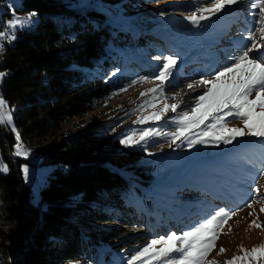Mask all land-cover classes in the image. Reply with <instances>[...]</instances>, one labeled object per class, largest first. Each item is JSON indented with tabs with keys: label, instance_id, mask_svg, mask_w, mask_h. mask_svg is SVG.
<instances>
[{
	"label": "trees",
	"instance_id": "1",
	"mask_svg": "<svg viewBox=\"0 0 264 264\" xmlns=\"http://www.w3.org/2000/svg\"><path fill=\"white\" fill-rule=\"evenodd\" d=\"M96 1L111 6L121 0ZM76 3L19 0L17 11L34 12L37 20L17 30L0 51V72L6 73L0 97L14 107L13 125H0V162L8 169L0 170V264H61L76 258L77 245L84 241L76 224L108 221L97 215L96 205L119 198L126 205L130 199L124 195L130 191L142 199L160 171L113 134L87 129L53 139L66 119L84 117L94 99L107 95L111 76L125 61L121 47L132 36L115 35L102 13L71 6ZM12 126L23 146L37 151L39 162L14 155ZM23 165L51 167L36 197Z\"/></svg>",
	"mask_w": 264,
	"mask_h": 264
},
{
	"label": "rangeland",
	"instance_id": "2",
	"mask_svg": "<svg viewBox=\"0 0 264 264\" xmlns=\"http://www.w3.org/2000/svg\"><path fill=\"white\" fill-rule=\"evenodd\" d=\"M214 2L215 0H206L204 3L201 0H121L120 3L109 6L96 0H77L75 5H71L80 7L81 10L93 7L95 11L104 15L106 24L116 28L113 30L115 35L120 31L122 35L131 33L132 36L121 47L126 56L125 61L121 63V69L111 76L114 79L107 95L101 99H94L92 109L84 117L66 119L53 134V139L75 135L87 129L94 130L100 136L113 134L120 140L147 127H154L163 132L175 131V124L171 119L175 114L172 112L166 113L160 121H148L146 124L134 122L138 117L158 111L163 103H176L179 99H183L184 103L178 112H191L195 96L206 90L205 87L198 85L197 81L211 79V75L200 77V74L209 67L204 65L199 70L192 64L193 60L184 58L186 51L203 36L201 32L204 28L201 26H204L202 23L205 21L195 26L186 17L196 9L208 7ZM253 2L259 4L264 3V0ZM18 5L19 0H6L0 3V14L2 12L11 14L4 16V19L0 15V21L3 19L4 24L0 31H7L6 22L14 18L12 6H15L16 17L24 18L29 15L18 12ZM250 5H246L247 10L239 12H248ZM235 7L236 5H226L221 13L233 11ZM180 10L192 11H189L188 15L187 13L183 15L179 13ZM221 13L215 16L222 15ZM36 20L35 15L34 23L16 29L15 32L29 29ZM213 20L225 22L223 19ZM213 20L209 29L214 28ZM7 41L9 40L0 39V47ZM237 54L239 53L235 55ZM168 55L176 56V66L180 64L185 68L182 69L186 71L184 73H191L192 76L185 78L184 84L175 86L173 83L170 84L173 79L170 77L164 86L165 99L160 100L158 97L155 108L139 109L138 106L145 99H149L141 97L140 93L159 83L155 76L162 67L163 57ZM157 57L160 59H156ZM194 63L196 66L201 65L199 62ZM140 76H145L146 79L132 84V81L138 80ZM189 84H193L194 91L189 90L187 87ZM250 98L254 99L255 93ZM228 126L243 127V122L240 119L229 118ZM169 142L170 137L154 136L141 145H124L127 149H137L142 160L155 162L160 171L154 175L153 184L144 191L142 199L141 197L132 199L131 197L136 195L130 191L124 195V198L130 199L126 205L121 202V198L112 204L96 205L97 215L106 216L108 221L90 219L86 221L88 226L84 223L76 224L84 236V241L77 245L76 258L61 264H127V260L135 251L147 245L150 240L171 232L181 235L202 219L210 218L222 207L234 211L235 215L228 219L220 230L215 247L207 257L208 260L223 264L230 255L240 249L241 245L252 249L264 243V230L249 227L254 219L264 225V212L260 211L261 203L254 202V199L259 200L260 196L253 191L259 186L260 193L264 195V175H260L261 171H264V138L243 137L237 138L230 145L197 144L192 148H189L186 142L179 141L169 147ZM29 152L28 157L31 160L40 161L36 150ZM149 152L153 155H148ZM26 166L29 174L25 180L32 186L36 197L51 167ZM215 203L221 206H215ZM248 203H252V208L247 207ZM250 212L253 213L251 216ZM223 247L225 251L218 255ZM256 264L260 262L257 261Z\"/></svg>",
	"mask_w": 264,
	"mask_h": 264
},
{
	"label": "snow or ice",
	"instance_id": "3",
	"mask_svg": "<svg viewBox=\"0 0 264 264\" xmlns=\"http://www.w3.org/2000/svg\"><path fill=\"white\" fill-rule=\"evenodd\" d=\"M242 0H215L208 7L196 9L186 19L193 25L199 26L202 21L210 20L215 15L222 12L225 6L241 3ZM252 9H258L259 19L254 18L255 31L249 32L247 40L251 46L245 45L240 54L232 55L230 62L221 70L209 73L211 79H201L197 84L205 87L202 94L194 98L191 105V112L180 111L178 109L184 103L183 99L176 103H163L158 111H153L147 116L137 118L134 123L146 124L148 121H160L165 114L172 112L175 115L171 118L175 124V131L163 132L154 127L142 129L139 133L133 132L125 136L120 143L125 146L141 145L147 143L148 139L154 136L170 137L169 147L180 143H187L189 148L197 144H212L214 146L230 145L237 138L256 137L264 138V54L257 55L260 49L264 48V3H251ZM14 18L6 22L7 31H0V39L14 40L15 30L22 29L34 23L33 17L36 13H29L27 17L15 16V6H12ZM199 13V14H197ZM257 33L259 36L257 37ZM3 48L0 47V51ZM156 59H160L157 57ZM177 64V57L168 55L163 57L162 67L159 69L155 79L159 83L147 91L140 93L141 97H148L138 107H156L157 98L164 100V86L173 74V69ZM5 72H0V80L5 77ZM145 76H140L138 80H133L132 84L142 82ZM194 91L193 84L187 86ZM126 89H121L125 91ZM255 93V98H250ZM175 99V97H173ZM258 109V111H257ZM13 109L7 101L0 97V125H13ZM240 119L243 127H229L228 119ZM11 131L15 134L16 144L14 145V155L27 158L30 154L23 144L18 130L12 126ZM148 155H153L149 152ZM0 170L7 172V166L0 162ZM22 172L27 180L29 169L25 165ZM260 175H264L261 171ZM253 191L260 196L256 203H261L260 211L264 212V195L260 193L257 186ZM247 207L252 208V203ZM253 213L250 212L251 216ZM235 212L230 209L220 208L219 211L206 217L181 235L171 232L158 239H152L149 243L135 251L127 260V264H217L215 260H208L207 257L215 247L220 235V230L224 227L228 219ZM249 227L261 228L256 219ZM159 246V247H157ZM225 251L221 248L218 255ZM240 252L243 255H233L230 260H225L223 264H248L251 259L252 264L257 261L264 264V243L254 246L251 250L241 246Z\"/></svg>",
	"mask_w": 264,
	"mask_h": 264
},
{
	"label": "bare ground",
	"instance_id": "4",
	"mask_svg": "<svg viewBox=\"0 0 264 264\" xmlns=\"http://www.w3.org/2000/svg\"><path fill=\"white\" fill-rule=\"evenodd\" d=\"M205 1L206 0H201V2H203V3ZM251 1L252 0H242L241 3L235 4L236 7H235V9L233 11L229 10L228 12L226 11L224 13H221L222 15H218V16L213 17V19L214 18L215 19L216 18H224V19H226L225 23H220L218 20L214 22V20L211 19V20H213L214 28L209 29L211 20L210 21L207 20V21L202 23L204 25V27L207 28V29L205 31L201 32V33H203V36H201L200 39L196 40V42L193 43L192 48H190L189 51H186L187 53L185 52L186 54H185V57H184L185 60L188 59V58H189L190 61L193 60L192 64L195 67L199 68V70H200L201 66L207 65V67H208V64H205V63H211L212 59L216 60L217 66L215 68H210V67L207 68V70H205V72H202V74H200L201 75L200 77L209 76V73H214L215 71H219V70L222 69L223 66L226 65L225 63H223V61H222V59H220V57H218L216 55H213V54H208L210 56V58H202L201 60H198V55L201 53L200 52L201 48L203 49L204 47H206L205 44H208V43H206V37H208L209 35H211L213 33V29L220 28V29H222L223 32H225L226 29L234 27V28H238V30H236V31H238L237 32L238 35L242 34V35H247L248 36L249 32L255 31V27H258V25H255V22H254V18L258 19V15H257L258 9H254V12H252V14H250V15H249L250 12H246V13H248L249 17L251 16V19H249V20L241 17L240 15L238 16L237 13H235V12H237L239 10H243L244 11V9L246 8V5H250ZM260 1L262 2L263 0H260ZM206 4H208V3H206ZM189 11H192V10L181 11L179 13H181L183 15H186V13H187V15H188ZM247 36L244 38L245 40H241L239 43H231L230 46H227V47H224L220 43H217L216 46H218L222 50V52H224V53L231 52V55H235L236 53L240 54V52L244 49L245 45H247V46L250 45L251 46L250 41H248L246 39ZM258 36H259V33H257V37ZM209 49L212 50L214 48L213 47H209ZM255 54H257V55L264 54V48L260 49L259 52L255 53ZM202 60H204V61H202ZM194 61L196 63L197 62L201 63V65L200 66L199 65L196 66ZM189 63H191V62H189ZM144 68H146L145 65H144ZM181 69H183V68L181 67L180 64L175 66V68L173 69V72L174 73L175 72L179 73L180 74V78L176 79V78L173 77L172 81H170V84L173 83L174 86H175V84H182L183 80L185 78L188 79L189 77L192 76V75H190L191 73H188V72H187L188 74L185 75L183 73V70H181ZM195 70H197V69L195 68ZM184 72L186 73V71H184ZM184 82H186V81H184ZM173 96H174V94H173ZM241 246H240V248H241ZM242 247L245 248V249L251 250L250 248H247L245 246H242ZM223 248L225 249V247H223ZM233 255H243V253L240 252V249H239L237 252H235L232 255H230L229 259H227V260H230L233 257ZM248 264H252L251 259H249Z\"/></svg>",
	"mask_w": 264,
	"mask_h": 264
}]
</instances>
